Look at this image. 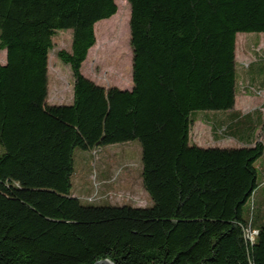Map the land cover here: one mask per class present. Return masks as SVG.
<instances>
[{
    "label": "trees",
    "instance_id": "16d2710c",
    "mask_svg": "<svg viewBox=\"0 0 264 264\" xmlns=\"http://www.w3.org/2000/svg\"><path fill=\"white\" fill-rule=\"evenodd\" d=\"M127 2L132 88L120 90L81 73L114 0H0V264H264L256 111L238 123L241 147L190 138L195 112H213L204 123L232 137L236 36L264 33V0ZM59 30L72 33L55 52L72 76L67 105L48 103ZM131 141L153 205H83L71 193L75 151Z\"/></svg>",
    "mask_w": 264,
    "mask_h": 264
},
{
    "label": "rangeland",
    "instance_id": "374dc122",
    "mask_svg": "<svg viewBox=\"0 0 264 264\" xmlns=\"http://www.w3.org/2000/svg\"><path fill=\"white\" fill-rule=\"evenodd\" d=\"M114 2L117 6L116 14L95 25L96 42L88 52L81 73L97 85L131 90L130 7L127 0H114ZM71 36L70 30H59L52 38L55 48L49 54V104L67 105L72 94V76L69 66L63 64L55 55L59 49H69ZM249 48L256 50L257 55L262 58L260 60L264 63V33L237 34V86L242 81L241 65L247 63L251 58L248 53ZM0 63H5V51L0 52ZM253 80L256 83L252 87L253 94L259 99L264 98V91L258 93L259 84L264 83V75L256 73ZM211 114L214 113L195 112L192 116L196 121L192 135L200 143L211 140L210 130L200 127V124L204 123ZM263 124L254 123V126L258 128L255 138L259 133L261 134L263 130L261 125ZM219 144L216 145L219 148H237L239 146L236 143L232 144V141L223 140ZM1 152L2 148L0 147ZM254 165L258 170L260 185L253 200L256 205L264 204V156L258 159ZM141 167V147L138 141L108 146L96 151L94 155L76 150L71 193L79 198L83 205L151 207L153 201L142 186ZM98 173L101 176H98ZM247 207L244 208V218H248Z\"/></svg>",
    "mask_w": 264,
    "mask_h": 264
},
{
    "label": "crops",
    "instance_id": "0c3cea01",
    "mask_svg": "<svg viewBox=\"0 0 264 264\" xmlns=\"http://www.w3.org/2000/svg\"><path fill=\"white\" fill-rule=\"evenodd\" d=\"M248 53L251 56V58L247 63L241 65L240 71L242 75V81L240 85L237 86L236 89L235 104L232 110V137L231 136L222 137L220 135H216V133L213 132L214 124L202 123L200 124V127H205L210 130L211 140L208 142L200 143L198 142V139H196L192 135V130L195 125L194 124L191 129L190 138L191 141L197 144L198 146L217 147L216 145H218L223 140L228 142L232 141V144L236 143L237 145H239L238 147H241L243 145V143L241 142L246 140V136L245 135L242 136V133H240L241 129L239 128L240 125L238 123H249L248 117L252 114L253 111H256L254 116L259 118L260 123L264 121V98L259 99L253 93L248 91L249 87H253V85L256 84L253 82L254 81L253 76L256 75V73H261L262 75H264V63L262 60H260L262 58H260L257 55L256 50L249 48ZM235 60H236V47H235ZM259 86H260V90L264 91V83L259 84ZM71 102H72V94L67 103L71 104ZM250 106L252 107L250 108ZM256 142H261L264 144V131H262L261 134L260 133L258 134V137L256 138ZM98 176H101V174L98 173Z\"/></svg>",
    "mask_w": 264,
    "mask_h": 264
},
{
    "label": "built area",
    "instance_id": "2783aa9c",
    "mask_svg": "<svg viewBox=\"0 0 264 264\" xmlns=\"http://www.w3.org/2000/svg\"><path fill=\"white\" fill-rule=\"evenodd\" d=\"M88 201H91V200H88ZM245 235H246V238L248 239V241L252 242L254 240L255 236L257 235V231L247 229L245 231Z\"/></svg>",
    "mask_w": 264,
    "mask_h": 264
},
{
    "label": "water",
    "instance_id": "95a60500",
    "mask_svg": "<svg viewBox=\"0 0 264 264\" xmlns=\"http://www.w3.org/2000/svg\"><path fill=\"white\" fill-rule=\"evenodd\" d=\"M96 264H112V263L109 262V261H102V262H98V263H96Z\"/></svg>",
    "mask_w": 264,
    "mask_h": 264
}]
</instances>
